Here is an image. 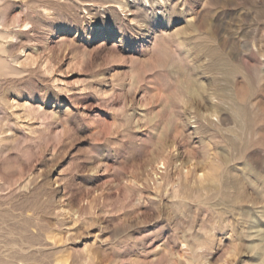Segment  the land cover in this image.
<instances>
[{"label":"rangeland","instance_id":"obj_1","mask_svg":"<svg viewBox=\"0 0 264 264\" xmlns=\"http://www.w3.org/2000/svg\"><path fill=\"white\" fill-rule=\"evenodd\" d=\"M144 3L0 0V256L264 264V0Z\"/></svg>","mask_w":264,"mask_h":264},{"label":"bare ground","instance_id":"obj_2","mask_svg":"<svg viewBox=\"0 0 264 264\" xmlns=\"http://www.w3.org/2000/svg\"><path fill=\"white\" fill-rule=\"evenodd\" d=\"M144 1L147 4V0H144ZM156 14H157V12H156ZM18 263L20 264L22 262L14 260V258H12L11 256H0V264H18Z\"/></svg>","mask_w":264,"mask_h":264}]
</instances>
